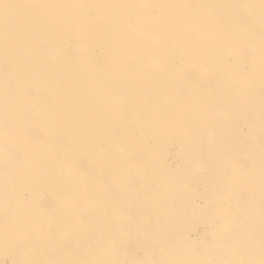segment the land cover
Instances as JSON below:
<instances>
[{"label": "bare ground", "instance_id": "obj_1", "mask_svg": "<svg viewBox=\"0 0 264 264\" xmlns=\"http://www.w3.org/2000/svg\"><path fill=\"white\" fill-rule=\"evenodd\" d=\"M0 264H264V0H0Z\"/></svg>", "mask_w": 264, "mask_h": 264}]
</instances>
